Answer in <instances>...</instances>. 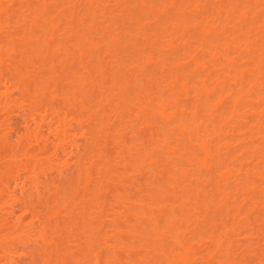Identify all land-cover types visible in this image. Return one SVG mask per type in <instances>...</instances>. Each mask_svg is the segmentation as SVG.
Returning <instances> with one entry per match:
<instances>
[{
	"label": "bare ground",
	"instance_id": "bare-ground-1",
	"mask_svg": "<svg viewBox=\"0 0 264 264\" xmlns=\"http://www.w3.org/2000/svg\"><path fill=\"white\" fill-rule=\"evenodd\" d=\"M99 1L0 0V264H264V0Z\"/></svg>",
	"mask_w": 264,
	"mask_h": 264
},
{
	"label": "rangeland",
	"instance_id": "rangeland-1",
	"mask_svg": "<svg viewBox=\"0 0 264 264\" xmlns=\"http://www.w3.org/2000/svg\"><path fill=\"white\" fill-rule=\"evenodd\" d=\"M99 1V0H98ZM117 0H101L99 1V9H100V12L99 13H105L104 17L107 21V23L104 25V27L106 25H109L111 24L113 26L114 29H116L115 32H120V29H121V19L123 16L124 13H127V12H124L125 10H127L128 8H123V6L125 5H120V4H116ZM104 6L105 9H102V7ZM253 6V5H251ZM217 12V11H215ZM218 18L219 16L215 13V14H212V20L215 19L218 21ZM113 23H116V24H113ZM212 23H215L214 21H212ZM213 25V24H212ZM119 26V27H117ZM106 29V28H105ZM112 30V28H109ZM260 46V43L258 44V47ZM254 90H252L253 92ZM18 118H14V121H17ZM247 120H237V121H233V125L236 126V133H243V134H246V137H248V139H252L253 137H250V134L251 132L248 130V127L246 125H248L247 123ZM256 137V136H255ZM254 144L256 145H260V146H264V141L258 139V138H255V142ZM230 158H233V160H235L236 158L234 157V154L230 155ZM239 161L236 162V166L239 167ZM255 163L256 161H253L252 164H248L246 165V168L247 169H253V168H256L255 166ZM250 179L251 180H257V177L253 174V171H251V174H250ZM174 194H178V193H174ZM218 220L220 219V217L218 215L214 216L212 215V220ZM245 221H241L240 223H238V225L235 226V230L233 231V238L234 239H238V240H241L243 238H245L248 234L246 228H247V225L244 224ZM217 224H219L220 227H222L221 229L219 228L218 231L221 230V232H225L227 230H229V228L232 227V224H233V221H228V222H220V221H217ZM224 226V224H227V226ZM215 230V229H214ZM246 230V231H245ZM218 231H215L214 234L217 235V232ZM26 259L25 256H20V257H17L16 260L19 262V263H23L24 260Z\"/></svg>",
	"mask_w": 264,
	"mask_h": 264
}]
</instances>
